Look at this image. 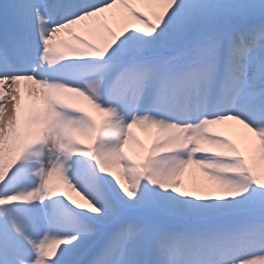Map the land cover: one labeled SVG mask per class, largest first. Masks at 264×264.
<instances>
[{"label": "snow or ice", "instance_id": "snow-or-ice-1", "mask_svg": "<svg viewBox=\"0 0 264 264\" xmlns=\"http://www.w3.org/2000/svg\"><path fill=\"white\" fill-rule=\"evenodd\" d=\"M0 264H264V0H0Z\"/></svg>", "mask_w": 264, "mask_h": 264}, {"label": "bare ground", "instance_id": "bare-ground-1", "mask_svg": "<svg viewBox=\"0 0 264 264\" xmlns=\"http://www.w3.org/2000/svg\"><path fill=\"white\" fill-rule=\"evenodd\" d=\"M222 127H223V126H222ZM136 131H137V134L140 136V138H141L142 140H147L148 135H149L147 132H145L144 130L139 129V128H137ZM186 179H187V178H186ZM73 195H75V194H73Z\"/></svg>", "mask_w": 264, "mask_h": 264}]
</instances>
